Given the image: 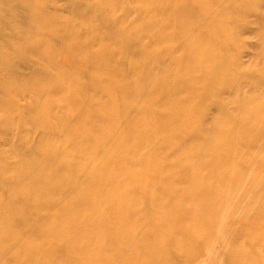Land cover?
I'll use <instances>...</instances> for the list:
<instances>
[{"label":"bare ground","instance_id":"obj_1","mask_svg":"<svg viewBox=\"0 0 264 264\" xmlns=\"http://www.w3.org/2000/svg\"><path fill=\"white\" fill-rule=\"evenodd\" d=\"M60 1L24 0V40L0 45V117L10 130L22 116L35 134L19 140L26 153L0 150V260L264 264V80L242 91L252 60L232 56L243 31L226 25L245 14L260 23L264 0ZM10 5L0 0L6 27ZM102 28L105 39L93 34ZM7 49L34 78L10 75ZM24 94L16 115L10 95ZM30 208L23 241L10 214Z\"/></svg>","mask_w":264,"mask_h":264},{"label":"rangeland","instance_id":"obj_2","mask_svg":"<svg viewBox=\"0 0 264 264\" xmlns=\"http://www.w3.org/2000/svg\"><path fill=\"white\" fill-rule=\"evenodd\" d=\"M7 1V0H5ZM23 2L24 0H10V4L14 5L12 7V10L10 12V26L8 25V27L4 26L1 22H0V45H4V47H7V42L10 41L11 46H13L15 49H17V47L19 46L20 43H22V41L24 40L23 34H25L26 30H25V24L22 22V18L20 17L21 12L20 10L23 11ZM10 5V6H11ZM59 8L61 7L62 4V0L59 2ZM2 13V12H1ZM261 15V20L259 23V26L256 24V19L257 17L255 15H250V14H245L244 18L242 21L238 20L236 23L232 24V23H227V27L231 29V34H234L238 31L241 32V30L243 31L241 37H239L237 35V37L235 39H233L230 42V46L232 47V56L233 55H237V56H241L240 53L245 52L246 54H244V56L249 57V59H251L252 61L248 62V68L244 71L243 77H242V91L248 95L249 93H251V91L253 90L252 87H254V83L257 82L259 84H262L263 80H264V58L261 57V55H258V51H256L255 49H253L256 45H260L263 40H261L262 36L264 35V30H262V25L264 27V12L260 11L259 12ZM239 15V14H238ZM237 14H235V16H238ZM227 18H230V14L228 13ZM1 20V19H0ZM17 24V25H16ZM27 24V23H26ZM85 25H80V29L81 31L85 30L86 26ZM130 24H126L122 23L118 25V28H122L124 29L125 27H129ZM125 30H127V28H125ZM105 28H102L101 30H93V34L97 35L98 38H103L105 39ZM132 31V32H131ZM128 31L127 33L125 32L123 34L122 37H120V44L124 45L127 43V41L135 34H140V29H134ZM233 32V33H232ZM250 34V35H248ZM104 36V37H103ZM113 36V35H110ZM84 39H88V36L85 37ZM148 39V38H146ZM143 39L142 47H146L150 41ZM119 43H117V45L114 46L115 49L119 48ZM161 46H166L165 43L161 44ZM94 50L97 49L96 46H93ZM130 47V45H129ZM163 47H161V49L163 50ZM132 49V48H131ZM135 50V49H134ZM13 51V52H12ZM164 51V50H163ZM7 52H10V64L8 66H10V75L12 77H16V78H22V79H32L35 77V75L37 74L38 70L36 68L33 69V67L29 64L28 60H25L23 57L21 58V56H19L17 53L14 52L13 49H7ZM15 54V55H14ZM6 65V64H5ZM5 66H2V64L0 63V76L4 77L5 76ZM250 68H253L252 71H248ZM0 77V78H1ZM26 92V91H25ZM212 94L215 95L216 93L212 91ZM26 95V94H24ZM21 96L18 97V99L15 98L14 95H10V101H12L15 104V111H16V115H24V109L27 105H29L31 103L30 98L26 95V96ZM150 99L149 97H145ZM39 103H42L40 100L38 101ZM250 109H253V106H249ZM257 107V106H255ZM260 109V107H259ZM258 109V110H259ZM4 117H0V150L1 151H9L11 153V150L14 148V150L18 153H26L27 149H25V147L23 146V142L19 141L20 138H24V139H33L35 137V134H32L33 136H31V131H30V127H29V123H27L26 120L22 119V116H20V122H11L10 123V130H7V126L9 127V123L8 121H6V119H3ZM71 118V117H70ZM234 118V117H233ZM22 120H24V122L21 124ZM14 123V125H13ZM261 135H263L264 137V132L260 133ZM31 136V137H30ZM34 140V139H33ZM22 143V144H21ZM243 146H246L247 143L243 141ZM21 150V151H20ZM10 161L12 163V168L13 166L18 164V160L10 158ZM70 164L72 165L73 162H71V160H69ZM240 169V168H239ZM14 174V172L11 171L10 169V174H3L2 175V179H8L9 175L10 178L11 176ZM1 178V177H0ZM19 201V200H17ZM16 202V201H15ZM259 209V202H256V204L253 205V207L251 208V214H256L257 211ZM36 212L33 210V208H30L27 211H23V212H17L14 214H10V222L13 225V227H19L20 226V230H24L21 231V240L23 241H27L28 238L31 235V230H33V225L31 223L30 220L33 219V217L36 216ZM222 226L225 225L228 226L230 230L232 229V226L234 223H229L227 219H223L221 220ZM220 223V224H221ZM242 224L244 225V222H237V225L239 226V228L242 227ZM241 230V229H239ZM260 244H262L260 247H264V241L263 242H259ZM258 245V244H257ZM231 249H225L224 250V255H226L227 253H230ZM263 255V256H262ZM262 257H264V251L261 254ZM222 258V257H221ZM223 259L226 262V258L225 256H223ZM1 264H12V260H9L7 255L3 256L1 258ZM221 264H225V263H221Z\"/></svg>","mask_w":264,"mask_h":264}]
</instances>
